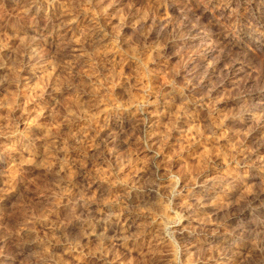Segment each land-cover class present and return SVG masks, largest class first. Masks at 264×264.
I'll return each mask as SVG.
<instances>
[{"label": "rangeland", "instance_id": "obj_1", "mask_svg": "<svg viewBox=\"0 0 264 264\" xmlns=\"http://www.w3.org/2000/svg\"><path fill=\"white\" fill-rule=\"evenodd\" d=\"M0 264H264V0H0Z\"/></svg>", "mask_w": 264, "mask_h": 264}, {"label": "bare ground", "instance_id": "obj_2", "mask_svg": "<svg viewBox=\"0 0 264 264\" xmlns=\"http://www.w3.org/2000/svg\"><path fill=\"white\" fill-rule=\"evenodd\" d=\"M150 118V117H149ZM150 125V124H149ZM155 139V138H154ZM210 185V184H209ZM213 188V187H212ZM200 190V189H199ZM220 190V189H219ZM195 191V190H194ZM205 192V191H204ZM207 192V191H206ZM205 192V193H206ZM193 193V192H192ZM204 193V194H205ZM193 195V194H192ZM200 195V194H199ZM205 196V195H204ZM201 197V196H200ZM199 196H196L195 195V197L193 198V202H195V203H198V204H200L201 203V198H200ZM203 197V196H202ZM202 200H204V197L202 198ZM208 200V199H207ZM195 205V204H194ZM197 205V204H196ZM196 205H195V207H196ZM190 206H192V204L190 205ZM199 206V205H198ZM201 206V205H200ZM232 232V231H231Z\"/></svg>", "mask_w": 264, "mask_h": 264}]
</instances>
